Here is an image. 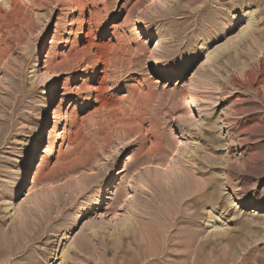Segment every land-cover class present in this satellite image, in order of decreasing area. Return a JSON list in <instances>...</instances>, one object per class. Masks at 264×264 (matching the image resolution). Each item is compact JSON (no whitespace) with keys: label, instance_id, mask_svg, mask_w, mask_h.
<instances>
[{"label":"rangeland","instance_id":"1","mask_svg":"<svg viewBox=\"0 0 264 264\" xmlns=\"http://www.w3.org/2000/svg\"><path fill=\"white\" fill-rule=\"evenodd\" d=\"M0 264H264V0H0Z\"/></svg>","mask_w":264,"mask_h":264},{"label":"bare ground","instance_id":"2","mask_svg":"<svg viewBox=\"0 0 264 264\" xmlns=\"http://www.w3.org/2000/svg\"><path fill=\"white\" fill-rule=\"evenodd\" d=\"M51 93H52V91L50 90V91H49V94H51Z\"/></svg>","mask_w":264,"mask_h":264}]
</instances>
